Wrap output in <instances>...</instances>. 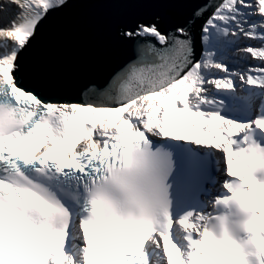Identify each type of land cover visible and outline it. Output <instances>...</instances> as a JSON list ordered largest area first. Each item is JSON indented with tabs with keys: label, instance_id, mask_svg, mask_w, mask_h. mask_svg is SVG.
<instances>
[{
	"label": "snow or ice",
	"instance_id": "6c2138e0",
	"mask_svg": "<svg viewBox=\"0 0 264 264\" xmlns=\"http://www.w3.org/2000/svg\"><path fill=\"white\" fill-rule=\"evenodd\" d=\"M65 3L0 2V264H264V185L233 170L249 133L264 142V67H229L241 52L264 63V0H222L203 26L199 60L190 26L207 6L189 26L167 33L139 24L123 33L142 38L136 59L103 86L89 85L75 103L46 101L18 75L19 53ZM241 34L260 46L237 50ZM152 134L224 154L232 179L217 198L237 178L248 189L257 224L248 228L247 245L215 237L203 212L170 211L154 228L98 220L91 186L123 167L126 145Z\"/></svg>",
	"mask_w": 264,
	"mask_h": 264
},
{
	"label": "water",
	"instance_id": "95a60500",
	"mask_svg": "<svg viewBox=\"0 0 264 264\" xmlns=\"http://www.w3.org/2000/svg\"><path fill=\"white\" fill-rule=\"evenodd\" d=\"M220 3L222 0H66L62 7L49 11L19 53L18 75L46 101L81 102L85 88L103 86L136 59L135 45L142 38L123 33L134 31L141 23H156L165 33L189 26L196 10L207 6L190 26L194 59L199 60L203 26ZM152 42L157 43L154 38Z\"/></svg>",
	"mask_w": 264,
	"mask_h": 264
},
{
	"label": "clouds",
	"instance_id": "9594fccd",
	"mask_svg": "<svg viewBox=\"0 0 264 264\" xmlns=\"http://www.w3.org/2000/svg\"><path fill=\"white\" fill-rule=\"evenodd\" d=\"M240 164L234 171L244 174L264 185V142L249 133L246 142L237 146ZM171 158L163 149L154 148L150 141L132 140L124 150V165L109 171L107 179L92 185L88 197L96 202L98 220L105 226L119 222L125 228L136 225L158 226L171 210L168 176ZM232 182L229 195L217 198L214 208L221 209L201 216L209 232L218 238H228L241 246L248 243L250 225L257 217L248 207L243 183ZM264 227V219L259 221ZM264 244V241H261Z\"/></svg>",
	"mask_w": 264,
	"mask_h": 264
},
{
	"label": "bare ground",
	"instance_id": "6f19581e",
	"mask_svg": "<svg viewBox=\"0 0 264 264\" xmlns=\"http://www.w3.org/2000/svg\"><path fill=\"white\" fill-rule=\"evenodd\" d=\"M0 2H3V0H0ZM246 2H253V0H246ZM13 7H15V5H13ZM254 19H259V17H255ZM251 40H254V39H251ZM240 41H243V40L241 39ZM254 44L257 45L256 47H259L260 46V42L257 41V40L254 41ZM245 46H246V42L243 43V49L245 48ZM256 63H257V61L254 64H256ZM244 67L245 66L235 65L233 67V69H240V70H243L244 69L245 70L247 68H250V67H247V68H244Z\"/></svg>",
	"mask_w": 264,
	"mask_h": 264
},
{
	"label": "rangeland",
	"instance_id": "374dc122",
	"mask_svg": "<svg viewBox=\"0 0 264 264\" xmlns=\"http://www.w3.org/2000/svg\"><path fill=\"white\" fill-rule=\"evenodd\" d=\"M243 35V34H242ZM221 74V73H220Z\"/></svg>",
	"mask_w": 264,
	"mask_h": 264
}]
</instances>
